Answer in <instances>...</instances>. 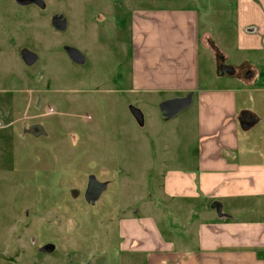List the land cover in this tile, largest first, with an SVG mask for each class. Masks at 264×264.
<instances>
[{"label":"rangeland","instance_id":"1","mask_svg":"<svg viewBox=\"0 0 264 264\" xmlns=\"http://www.w3.org/2000/svg\"><path fill=\"white\" fill-rule=\"evenodd\" d=\"M43 1L0 0V264H144L120 252L119 221L173 218L156 158L174 149L164 141L168 121L158 125L148 113L141 126L129 109L134 99L122 92L131 76L132 8L146 1ZM56 14L67 30L53 28ZM228 37L230 44L232 26ZM23 49L38 61L26 64ZM253 61L259 76L248 88L264 89V51ZM238 106L263 118L252 135L264 147V91L239 93ZM91 176L107 184L94 205L85 197Z\"/></svg>","mask_w":264,"mask_h":264},{"label":"crops","instance_id":"2","mask_svg":"<svg viewBox=\"0 0 264 264\" xmlns=\"http://www.w3.org/2000/svg\"><path fill=\"white\" fill-rule=\"evenodd\" d=\"M143 1L131 12V76L122 92L141 126L149 116L173 127L164 138L173 153L156 158L173 218L120 219L119 250L144 264H264V147L252 135L263 118L238 106L239 93L264 91L248 88L259 76L254 53L264 51V0ZM223 66L235 72L222 75ZM187 96L188 111L163 117L164 101Z\"/></svg>","mask_w":264,"mask_h":264},{"label":"water","instance_id":"3","mask_svg":"<svg viewBox=\"0 0 264 264\" xmlns=\"http://www.w3.org/2000/svg\"><path fill=\"white\" fill-rule=\"evenodd\" d=\"M19 4L25 5L26 3L19 2V0H16ZM35 4L44 7V1L43 0H35ZM52 26L55 30L59 32H63L67 30L68 28V20L64 17L62 14H56L52 18ZM66 52L69 55V57L76 63L83 64L85 63V56L76 48L73 47H66ZM22 59L24 62L28 65H33L36 63L39 59L38 55L28 49H23L21 52ZM235 70L229 66H223L221 69V74L225 75L226 73L233 74ZM192 103V97L187 96L183 98H174L170 100L164 101L160 105V109L163 113V117L166 119L173 118L183 110L187 109ZM133 114L139 118V121L142 122L141 114L137 110H133ZM107 184L102 183L97 180L95 176H91L85 197L86 200L94 205L102 193L106 190ZM212 208L217 211L219 215L222 214V204L219 201H214L212 203Z\"/></svg>","mask_w":264,"mask_h":264},{"label":"flooded vegetation","instance_id":"4","mask_svg":"<svg viewBox=\"0 0 264 264\" xmlns=\"http://www.w3.org/2000/svg\"><path fill=\"white\" fill-rule=\"evenodd\" d=\"M34 1L35 0H19V2L26 3V4H31V3L35 4ZM35 105H36V107H39V102L36 101Z\"/></svg>","mask_w":264,"mask_h":264},{"label":"built area","instance_id":"5","mask_svg":"<svg viewBox=\"0 0 264 264\" xmlns=\"http://www.w3.org/2000/svg\"><path fill=\"white\" fill-rule=\"evenodd\" d=\"M49 112L52 113V112H54V111H53L52 108H50V109H49ZM1 126H2V125H1V123H0V127H1Z\"/></svg>","mask_w":264,"mask_h":264}]
</instances>
